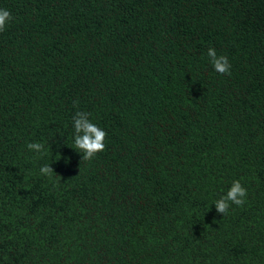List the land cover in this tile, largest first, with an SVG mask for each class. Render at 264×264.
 Masks as SVG:
<instances>
[{
  "label": "trees",
  "instance_id": "trees-1",
  "mask_svg": "<svg viewBox=\"0 0 264 264\" xmlns=\"http://www.w3.org/2000/svg\"><path fill=\"white\" fill-rule=\"evenodd\" d=\"M0 9V264H264V0ZM78 111L107 134L88 160Z\"/></svg>",
  "mask_w": 264,
  "mask_h": 264
},
{
  "label": "clouds",
  "instance_id": "clouds-1",
  "mask_svg": "<svg viewBox=\"0 0 264 264\" xmlns=\"http://www.w3.org/2000/svg\"><path fill=\"white\" fill-rule=\"evenodd\" d=\"M10 19L11 13L7 9H0V32L5 30ZM207 55L218 73L231 74V65L226 56H218L215 49L211 47L208 49ZM89 115V113L78 111L73 117L74 145L76 149H79V152L83 153L84 160L91 159L96 153L104 150V140L107 135L104 130L90 121ZM27 147L37 152L43 149L41 143H29ZM40 172L41 174L51 176L54 171L50 165H44L41 167ZM246 195V189L241 185L239 180H236L232 183L227 193L215 201L216 210L221 214H226L229 210V202L238 206L243 205Z\"/></svg>",
  "mask_w": 264,
  "mask_h": 264
}]
</instances>
